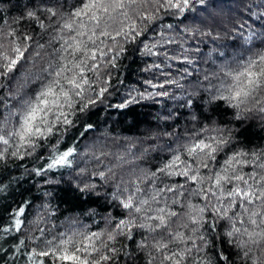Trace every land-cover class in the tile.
Wrapping results in <instances>:
<instances>
[{
    "label": "clouds",
    "instance_id": "9594fccd",
    "mask_svg": "<svg viewBox=\"0 0 264 264\" xmlns=\"http://www.w3.org/2000/svg\"><path fill=\"white\" fill-rule=\"evenodd\" d=\"M176 2L39 0L24 17L38 24L35 39L21 32L20 18L15 28L0 26V101L6 109L0 164L20 157L25 145L31 155L40 140L54 136L53 153L66 138L73 144L63 171L44 180L60 186L61 202L79 210L65 232L46 241L58 250L70 245L103 264H116L121 254L129 264H264V0H180L179 9ZM186 11L192 18L163 25L171 35L163 42L179 44L183 55H162L183 58L195 77L185 68L167 81L179 92L141 96L187 98L185 103L163 109L157 100L162 111L140 126L129 116L125 134L95 119L89 106L108 87L104 71L137 38L133 30L146 31L162 13L183 17ZM238 12L255 23H241ZM190 42L196 47H186ZM249 71L261 74L251 85ZM194 100L204 101L202 110ZM183 108L189 111L181 114ZM34 111V131L27 135ZM237 189L253 195H235ZM44 195L53 197L51 191ZM94 224L98 230L90 231ZM217 242L227 252L219 259L212 252Z\"/></svg>",
    "mask_w": 264,
    "mask_h": 264
},
{
    "label": "trees",
    "instance_id": "16d2710c",
    "mask_svg": "<svg viewBox=\"0 0 264 264\" xmlns=\"http://www.w3.org/2000/svg\"><path fill=\"white\" fill-rule=\"evenodd\" d=\"M38 3L39 0H0V26L10 24L15 28L17 24L14 21L20 18L18 26L21 32H27L35 39L40 31L39 26L35 20L24 19V17L29 10H36ZM253 6L255 7V4ZM36 14L40 16L39 11ZM237 15L242 17L241 23L244 21L255 23L253 18L243 12H238ZM192 16L193 14L187 11L183 17L162 13L161 20L146 31L137 33L133 30V34L137 38L125 44L124 52L115 61V67L104 71L108 87L106 90L101 89L102 95L96 99L95 105L89 106V111L95 119H102L106 127L115 128L117 132L125 134L123 128L131 127L127 123L129 116L133 118L134 124L140 126L150 123L148 119L150 114L162 111L157 100L162 102L163 109L171 108L174 103H185L187 98L174 102L163 96L146 99H141V96L149 92L175 89V85L167 82L170 78L183 75L185 68L193 72L191 66L183 58L172 60L166 59L162 55L165 53L168 57L183 55L179 44L163 42L165 38L171 39L169 30L163 25H175L192 18ZM40 18L44 19L43 16ZM233 26L239 28L238 24ZM244 34L248 35L247 32ZM241 39V37H237L236 42ZM145 45L148 48H145ZM186 47L192 48L196 45L190 42ZM208 48L209 45L205 44L202 51H207ZM151 65H156V67L150 72H145L144 69ZM195 75L196 73L193 72V77ZM147 81H151V84ZM182 83H187V81H182ZM175 91L179 92L180 90L175 89ZM3 94L4 90L0 88V96ZM93 95L97 94L93 93ZM197 103L200 104L202 110L205 106L204 101H193L194 105ZM217 103L223 104V102ZM5 110L3 101H0V118ZM178 110L181 114L189 111L187 108ZM136 131H139V128L133 129L127 134L131 135ZM56 139L57 137L54 136L47 142L40 140L39 147L31 155L25 154L28 151L27 145H25L20 157H12L0 164V264H73L72 261L60 258L65 251L75 252L82 258L87 257L91 261L88 253L73 251L70 245L58 250L55 245L48 246L46 243L53 236L58 237L60 233L65 232L69 221L78 218L79 211L71 210L67 203L61 202L58 198L60 186L44 183L48 177L56 178L63 171L60 167L48 169L47 164L50 162V158L73 146L66 138L60 144L57 153H53L50 145L55 143ZM73 143L78 144L79 140L77 139ZM40 170L43 172L38 176L37 171ZM49 191L53 193V197L44 195ZM45 207H48L47 212H45ZM20 209H24L23 214L19 213ZM17 219L22 222L19 228L15 224ZM32 229L35 231H31ZM96 230H98V225L94 224L90 231ZM30 231L32 238H29ZM137 238L134 235L133 240L128 241L130 250L134 249V241ZM84 247H88V244H85ZM42 252H47L49 255H41ZM212 252L216 259L227 255L223 243L220 242L216 243ZM94 255L92 253V256ZM109 264H113V262L109 261ZM116 264H129V262L125 255L121 254ZM220 264H224L223 260H220Z\"/></svg>",
    "mask_w": 264,
    "mask_h": 264
},
{
    "label": "snow or ice",
    "instance_id": "6c2138e0",
    "mask_svg": "<svg viewBox=\"0 0 264 264\" xmlns=\"http://www.w3.org/2000/svg\"><path fill=\"white\" fill-rule=\"evenodd\" d=\"M188 0H184V3H187ZM173 7L179 9L181 7V3H180V0H177V2L173 5ZM19 59V57H17V60ZM13 65H15L16 61H13L12 62ZM83 69H81V73H83ZM246 75L248 76L249 78V84L251 85L254 80H257L259 75L261 74H258V73H255V72H247ZM71 83L73 85H76V81L73 80L71 81ZM84 83L86 84L87 83V80L85 79L84 80ZM77 87H82V85H76ZM52 93V90L50 89L49 90V94ZM246 94V93H245ZM241 95V92L238 91L235 93V96L236 97H239ZM44 103H47V101H45ZM38 113H36L35 111L30 114V120L26 121V134L27 135H31V133L34 131L33 129V122L35 121L36 119V116H37ZM37 132H39V130H36ZM49 131H51V129H49ZM75 151L74 148H67L63 151H60L58 152L56 155H53L51 158H50V162L47 164V168L48 169H52V168H57V167H60V166H63V165H66L67 163L70 162L69 158L72 156L73 152ZM219 183V181H218ZM235 195H238V196H248V197H251L253 194L249 191V192H243L241 191L240 189H237L236 192H235ZM126 207L128 205H125ZM24 212V209H20L19 210V213L20 214H23ZM21 220L17 219L15 224H16V227L19 228L20 225H21ZM41 255H44V256H47L49 255V253L47 252H42ZM62 260H66V261H72L73 264H102V259H96L94 261H89L88 259L86 258H82L81 256L75 254V252L73 253H69L67 251L63 252L61 254V257H60ZM103 259H106L103 258Z\"/></svg>",
    "mask_w": 264,
    "mask_h": 264
}]
</instances>
